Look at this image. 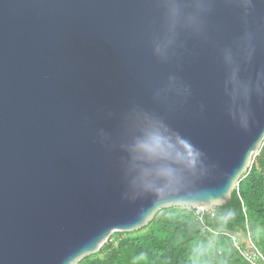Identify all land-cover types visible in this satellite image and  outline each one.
I'll return each mask as SVG.
<instances>
[{"label": "water", "instance_id": "1", "mask_svg": "<svg viewBox=\"0 0 264 264\" xmlns=\"http://www.w3.org/2000/svg\"><path fill=\"white\" fill-rule=\"evenodd\" d=\"M263 141L264 0H0V264L221 206Z\"/></svg>", "mask_w": 264, "mask_h": 264}, {"label": "trees", "instance_id": "2", "mask_svg": "<svg viewBox=\"0 0 264 264\" xmlns=\"http://www.w3.org/2000/svg\"><path fill=\"white\" fill-rule=\"evenodd\" d=\"M135 231L113 232L76 264H250L230 236L246 244V232L264 255V141L230 200L206 212L202 221L193 208L173 206Z\"/></svg>", "mask_w": 264, "mask_h": 264}, {"label": "built area", "instance_id": "3", "mask_svg": "<svg viewBox=\"0 0 264 264\" xmlns=\"http://www.w3.org/2000/svg\"><path fill=\"white\" fill-rule=\"evenodd\" d=\"M194 209V214L198 216L199 220L202 218L206 212L210 210L203 207H196ZM234 246L237 248L239 254L250 264H264V255L262 251L257 248L250 239L249 232L245 233V243L241 242L236 235H230Z\"/></svg>", "mask_w": 264, "mask_h": 264}, {"label": "clouds", "instance_id": "4", "mask_svg": "<svg viewBox=\"0 0 264 264\" xmlns=\"http://www.w3.org/2000/svg\"><path fill=\"white\" fill-rule=\"evenodd\" d=\"M159 146V140L154 139H144L138 144V149L143 152L146 157H151L152 154L156 151ZM147 172L141 177L144 180H147Z\"/></svg>", "mask_w": 264, "mask_h": 264}, {"label": "rangeland", "instance_id": "5", "mask_svg": "<svg viewBox=\"0 0 264 264\" xmlns=\"http://www.w3.org/2000/svg\"><path fill=\"white\" fill-rule=\"evenodd\" d=\"M134 233H136V231L134 230Z\"/></svg>", "mask_w": 264, "mask_h": 264}]
</instances>
